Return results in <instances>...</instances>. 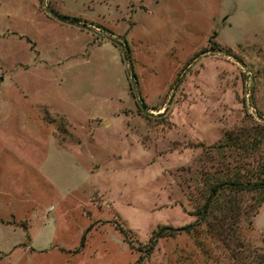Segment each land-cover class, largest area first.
<instances>
[{"label":"rangeland","instance_id":"1","mask_svg":"<svg viewBox=\"0 0 264 264\" xmlns=\"http://www.w3.org/2000/svg\"><path fill=\"white\" fill-rule=\"evenodd\" d=\"M261 175L264 0H0V264H134ZM224 198L139 264H264V190Z\"/></svg>","mask_w":264,"mask_h":264},{"label":"trees","instance_id":"2","mask_svg":"<svg viewBox=\"0 0 264 264\" xmlns=\"http://www.w3.org/2000/svg\"><path fill=\"white\" fill-rule=\"evenodd\" d=\"M250 189L264 190V175L247 180H240L234 177L216 178V181H213L211 182V184H209L202 204L195 208L193 212V220L179 226L157 225L154 229L151 230L145 243H143L141 247L137 248L139 254L136 257L134 264H139V261H141V259L145 255L149 254L152 251L155 241L158 237L173 235L179 232H187L190 231L194 226L208 221L207 214L210 213L215 205L216 210L218 212L221 211L219 213L220 218L218 225L221 228L224 227V218L230 217L226 214L227 210H232L234 208V203H232L229 198L219 199L221 197V192L224 190H234L235 192H238ZM235 208H238V206H235ZM237 213L238 212L233 213V218L237 216ZM209 223L211 222H208V224ZM216 233H218V231ZM82 237L83 236H81L80 238L79 244L82 243Z\"/></svg>","mask_w":264,"mask_h":264}]
</instances>
